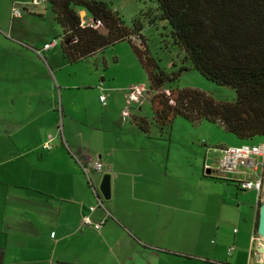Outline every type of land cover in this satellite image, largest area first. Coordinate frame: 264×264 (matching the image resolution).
I'll use <instances>...</instances> for the list:
<instances>
[{
	"label": "rangeland",
	"instance_id": "1",
	"mask_svg": "<svg viewBox=\"0 0 264 264\" xmlns=\"http://www.w3.org/2000/svg\"><path fill=\"white\" fill-rule=\"evenodd\" d=\"M105 1L118 12L125 25H129L135 17L141 18L140 34L144 41L143 47H145L147 55L156 61L159 68L165 72H171L181 65V53L170 40L167 23L154 20V23L150 24L145 18L147 14L154 13L155 3L153 0ZM11 3V0H0V169L5 166L1 164L7 163V157L12 151V142H14L15 152L24 148L32 149L43 140L47 142L45 126L49 130L48 133L57 134L55 141V146L59 147L56 149L57 153L66 152L63 141L69 126L71 129H78L83 133L82 138L88 140V144L80 143L74 155L80 164L83 163L81 160L84 153L87 159L98 158V155H101L100 162L104 164L107 157H104L106 151L102 148L108 149L111 159L112 150L115 152L117 148L116 151L119 153V147L123 146L120 139L131 140L133 148L135 141L132 140H137L138 136H148L144 132V134L141 133L142 131L140 132L137 127H134L135 136L131 134L129 125L132 124V121L130 117H127L125 121L128 125L125 124L121 128L119 125L115 128L110 127V117L113 115L114 110L112 109L114 108L104 111L107 109L106 107L116 104L112 103V99L122 93V89L126 86L143 84L147 89L146 74L136 60L127 40L106 46L88 57L69 61L61 52L59 41L61 29L54 21L46 3L38 5L27 3L26 9L21 10V15L17 18L10 16ZM18 6L19 4H16V7ZM82 18L86 20L83 15ZM44 42L53 44L47 50L37 54L35 50L40 49ZM184 64L187 69L182 71L176 80L168 84L170 88L192 87L203 91L215 100L233 101L235 94L231 88L205 79L192 69L188 62ZM101 87L106 99L104 106L100 104L97 96L99 93L97 88ZM150 96L151 92L148 91L138 105L139 107H134L137 104H131L129 111L146 120L150 138L162 140L159 145L152 142L156 145L155 148L152 146L156 153H149L154 158L159 155L161 161L157 159V161L153 160L155 163H151L153 167L156 164L160 170L164 167L162 162L164 160L158 153L159 149L164 148L165 142L170 143V161L175 164L182 163L186 159L193 160L194 156L201 158L199 155L205 151L207 160L209 159L208 161L211 162V168L217 167L216 160L222 156L221 148L223 147L264 143L262 135H255L249 140H241L226 132L222 126L216 123L200 120L193 124L181 116H175L172 119L170 128L161 129L152 118L147 100ZM116 121L119 122L117 119ZM37 124L40 125V128H36ZM18 127L24 129L18 130ZM90 127L96 129L94 137L87 136V133L93 132ZM47 143L48 149H52L54 143L51 140ZM131 144H127L125 147L127 148ZM135 147H138L137 144ZM36 148V154L40 153L44 156L47 152L41 146ZM76 154L80 156L77 157ZM130 156L133 159L132 164L125 168L127 174H121L116 184L113 183V176L119 167L117 160L114 161L117 169L111 168L110 170L104 166L102 172H97V174L91 169H86L85 172L80 170L79 173L86 184L90 194L88 196L91 199L88 179L98 192L101 175L104 173L110 175L109 199H103L98 192L102 204L101 209L107 212L105 223L99 231L101 232L103 228L105 230L113 219L118 221L117 225L120 229L125 230L127 229L126 225H129L130 232L132 234L134 232L133 236L139 242L141 250L144 251L137 264H209L205 262V260L209 261L208 257L197 256L201 257L200 261L194 255H208V251L212 248L220 257L215 261L220 264H233L229 260H225L227 257L225 255L226 248L233 247L232 250H237L242 245H245L246 252L249 245L251 251L247 263L245 255L243 264H257L255 249L250 243L253 219L251 208L253 210L255 207L254 191V193L249 191L247 194L250 205L243 206L238 205L234 200H228L231 195L223 191V206H217L211 211L205 212L207 214L205 218L208 219L207 225L199 231L201 239L196 245V249L192 250L196 252L174 250L177 247L176 244H180V246L186 244V241H181L186 238L177 231L186 226L178 222L177 219L172 224L166 218L157 219V224H154L149 221L150 219L140 220L137 217L140 205L145 206V203L139 199L136 186V183L140 181L138 177L140 169L136 162L138 158L133 152L130 153ZM253 160L258 163L259 157H253ZM173 168H177V166ZM240 169L247 174L253 172L250 167ZM216 175L222 176L221 174ZM163 178L162 172L153 173V185L154 183L155 186L162 185ZM243 178L245 179L240 176V179ZM144 196L154 198L147 190H145ZM93 201L92 199L89 205H92ZM120 212L124 216L118 217ZM123 217L126 220H122ZM117 225L115 223V230L111 232L112 234L120 232L116 229ZM194 229H196V225H191V231ZM92 232L95 234L94 242H99L97 233ZM101 237H104L103 242L107 246L108 240L111 239L105 236ZM10 243L12 247H15L14 241L11 240ZM106 246L104 247L100 242L94 249L103 253ZM126 249H130V246H127ZM172 251L180 255H175ZM135 261L134 258V263Z\"/></svg>",
	"mask_w": 264,
	"mask_h": 264
},
{
	"label": "crops",
	"instance_id": "2",
	"mask_svg": "<svg viewBox=\"0 0 264 264\" xmlns=\"http://www.w3.org/2000/svg\"><path fill=\"white\" fill-rule=\"evenodd\" d=\"M11 2V5L13 3L19 4L18 7L22 10L23 6L27 7L29 0H11ZM79 15L80 18L83 15L86 20L90 19L83 10L79 11ZM128 86L122 89V93L117 94L112 99V103L115 102L116 104L106 107L107 109L104 111L114 108L109 124L112 128L118 125L120 128L125 126L126 118L130 117L133 124L129 125L130 132L135 136L134 127H137L135 119L137 120L140 117L130 111V116H121V110L124 106L123 101H125L124 92ZM97 89L99 91L97 96H99L103 93V89L102 87ZM133 105L135 104L133 103ZM134 107L138 108L139 106L135 105ZM68 119L70 118L68 117ZM36 128H40V125L37 124ZM17 129L22 130L24 128L18 127ZM91 129H93V132L87 133V136L94 137V130L96 129ZM45 130L46 138H48L46 141L51 140L54 146H52V149H45L47 152L44 156L35 153L37 151L36 147L41 146L42 148V145L47 143L44 140L33 146L32 149L24 148L17 152L13 149L14 142H12V151L7 157V163L1 164L5 165L0 169V247L4 249L2 264H137L141 260V253L144 251L141 250L139 242L133 236L134 232L133 234L130 232V226L126 225L125 222L122 221L127 229L123 230L117 225L118 221L113 219L106 226V229L103 228L101 232L100 229L94 230L80 224L81 216L89 213V202L93 199L92 203L94 204L97 197L99 198V190L97 192L89 179L88 188L91 191L92 199L88 196L90 195L89 191L79 173L80 170L82 171L80 162L74 156L76 150H78V145L80 143L88 144V140L82 138L83 133L80 130L71 129L69 126L63 141L67 153H57L56 149L59 148L55 146L57 134L48 133L49 130L46 126ZM145 135L148 136H138L137 140H132L135 141L133 148L131 140L120 139L123 146L119 147V153L116 151L117 148L115 152L112 150L111 159L109 158L108 149L106 147L102 148L106 151L104 157H107L104 166L110 168V170L111 168L117 169L114 161H118L119 167L113 176V183L116 184L121 174H127L125 168L132 164L133 159L130 153L133 152L135 157L138 158L136 162L140 169L138 173L140 181L136 183L139 199L145 203V206L140 205L137 217L140 220L150 219L149 221L154 224H157V219L166 218L170 224L177 219L178 222L186 226L177 230L179 234L186 238L181 240L186 241V244L181 246L176 244L177 247L174 250L195 253L196 251L192 250L196 249V245L201 239L199 231L207 225L208 219L205 218L207 216L205 212H209L217 206H223V191L231 195L228 200H234L238 205L243 206L250 205L247 194H249V191L253 192V190L240 189L235 185H231V182L224 180L228 176L216 175L220 173L217 167L211 168V162L208 161L209 159L207 160L205 151L202 155H199L201 158L194 156L193 160L186 159L182 163L175 164L170 161V143L168 142L163 144L164 148L159 149L158 153L161 154L162 160H164L162 161L163 169L160 170L159 167H156V164L153 167L151 162L153 160L157 161L159 155L154 158L149 154L150 152L156 153L154 149L156 145L152 142L159 145L162 140L150 138L148 132H145ZM117 142L119 145V140ZM127 144L131 145L126 148ZM135 144L138 147H135ZM80 155L76 154L77 157ZM100 157L101 155H98V159ZM90 160L92 158L87 159L86 154H82V164ZM159 161L161 160L159 159ZM174 166H177V168H173ZM159 171L162 172L164 183L155 186L156 184L153 185L152 183L153 173ZM95 173L97 174V172ZM145 190L150 192L154 198L144 196ZM254 205V209L251 208L253 213L252 233H255L254 223L257 211L255 198ZM106 213L103 209L96 208L90 214V218L96 221L106 217ZM122 216L124 215L120 212L118 217ZM122 220H126V218L123 217ZM244 221L247 222L245 218ZM115 223L118 226L116 229L120 231L118 234L111 233L115 230ZM191 225H196V229L191 231ZM92 231L97 233L99 242H94L93 236L95 234ZM101 236L111 239L108 240L107 246L103 242L104 237ZM11 240L14 241L13 245L15 247H12ZM233 241H235L234 238ZM100 242L104 247L106 246L103 253L94 249L96 244H100ZM127 246H130V249H126ZM228 248L225 251L227 256L225 260H229L233 264H243L246 255L245 260L247 263L248 255L251 254L249 245L247 252L245 245L239 246L240 249L237 250L228 251ZM214 250V248L210 249L208 255L194 256L200 261L201 257L197 256H206L209 261L205 260V262L220 264L215 261L220 257ZM162 251L164 252V250ZM172 252L175 255H180L174 251ZM134 258L136 259L135 263Z\"/></svg>",
	"mask_w": 264,
	"mask_h": 264
},
{
	"label": "trees",
	"instance_id": "3",
	"mask_svg": "<svg viewBox=\"0 0 264 264\" xmlns=\"http://www.w3.org/2000/svg\"><path fill=\"white\" fill-rule=\"evenodd\" d=\"M153 2L154 13L146 15L147 22H166L170 40L181 53V65L171 72L159 68L147 55L140 34L141 18L135 17L125 25L118 12L103 0H47L46 5L61 29V52L69 61L88 57L121 40L130 43L146 74L152 118L161 129L170 128L172 119L181 116L193 124L200 120L216 123L241 140L252 139L255 135L264 137V0ZM25 9L23 6L22 10ZM81 10L90 19L99 21L100 26H81ZM130 35L138 37V45L129 40ZM186 62L205 79L231 88L235 94L233 101L215 100L192 87L170 88L168 84L187 69ZM135 122L140 131L147 132L144 118L135 119ZM42 148L48 149L44 144ZM92 160L100 161L98 158ZM88 162L80 164L81 168L91 169ZM237 179L224 178L238 187ZM99 202L96 199L90 205L93 211L101 208L100 199ZM102 218L105 222L106 217ZM3 256L4 249L0 247V264Z\"/></svg>",
	"mask_w": 264,
	"mask_h": 264
},
{
	"label": "built area",
	"instance_id": "4",
	"mask_svg": "<svg viewBox=\"0 0 264 264\" xmlns=\"http://www.w3.org/2000/svg\"><path fill=\"white\" fill-rule=\"evenodd\" d=\"M47 0H29V4L38 5L41 3H46ZM13 3L10 16L20 17L21 10L19 7L15 6ZM81 26H92L99 27L100 22L97 20H85L80 18ZM129 40L133 42L135 45L139 44L138 37L135 35H130ZM53 43L47 42L42 45L40 49L35 50L37 54L40 51L47 50ZM100 86V85H99ZM100 89V88H99ZM167 93V90H164ZM147 89L143 84H130L125 92H124V107L121 110V116L126 117L129 115V105L137 104L139 105L147 94ZM99 101L102 105L105 104V95L103 93L98 96ZM44 147H48V144H44ZM222 156L216 160V166L219 171L224 176H230L233 178H238V187L246 190H253L255 192V202L258 205V202L261 198V192L263 189V179H264V171H263V158H264V143L261 144H241L237 146H226L221 148ZM253 157H259V162H254ZM87 166L95 171H101L103 168V164L98 160L89 161ZM242 167H250L252 168V173L247 174L244 170L240 169ZM83 171H86V166L82 167ZM240 176L245 177V179H240ZM98 203L99 198L97 197ZM94 207L89 206V212L93 211ZM104 223V219H99L97 221H93L90 218L89 214H85L81 216L80 224L82 226L91 227L94 230H99ZM250 243L253 244L256 254V263L264 264V236H259L256 233H252L250 236ZM258 247L262 248L261 252H258ZM233 247H229L228 251H231Z\"/></svg>",
	"mask_w": 264,
	"mask_h": 264
},
{
	"label": "water",
	"instance_id": "5",
	"mask_svg": "<svg viewBox=\"0 0 264 264\" xmlns=\"http://www.w3.org/2000/svg\"><path fill=\"white\" fill-rule=\"evenodd\" d=\"M264 171V166H263ZM98 190L100 192L101 197L107 200L110 197V175L108 173H104L101 175ZM255 233L259 236H264V179H263V189L261 192V198L258 202L257 208V219L255 225ZM258 252L262 251V248L258 247Z\"/></svg>",
	"mask_w": 264,
	"mask_h": 264
}]
</instances>
